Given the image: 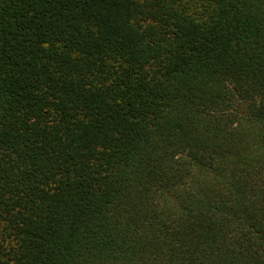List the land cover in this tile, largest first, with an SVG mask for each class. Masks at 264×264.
Wrapping results in <instances>:
<instances>
[{
  "label": "trees",
  "instance_id": "16d2710c",
  "mask_svg": "<svg viewBox=\"0 0 264 264\" xmlns=\"http://www.w3.org/2000/svg\"><path fill=\"white\" fill-rule=\"evenodd\" d=\"M0 264H264V0H0Z\"/></svg>",
  "mask_w": 264,
  "mask_h": 264
}]
</instances>
